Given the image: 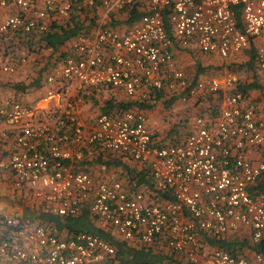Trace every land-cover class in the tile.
<instances>
[{
  "label": "built area",
  "instance_id": "built-area-1",
  "mask_svg": "<svg viewBox=\"0 0 264 264\" xmlns=\"http://www.w3.org/2000/svg\"><path fill=\"white\" fill-rule=\"evenodd\" d=\"M135 5L143 16L127 32L101 26L94 36L74 39L61 71L65 82L142 100L161 93L184 101L242 84L234 74L192 81L176 68L177 43L223 58L255 44V65L264 73V0H45L43 9L37 0H0V12L18 10L0 23V34H45L51 18L64 20L77 9L100 6L109 19ZM3 70L15 73L17 67ZM66 93L48 91L45 101L62 107ZM80 114V106L68 101L53 122H35L34 108L0 103V170L12 174L21 195L31 194L25 208L62 218L89 208L101 229L135 248L165 244L180 264H264L263 253L248 258L222 248L208 258L202 242V236L222 240L240 227L253 231L254 244L264 237V192L250 194L264 175V120L248 93L232 92L217 118L197 117L184 141L164 147L154 144L140 111L101 114L93 127ZM114 152L142 164L155 190L172 201L141 191L138 181L77 168L86 157ZM117 258V249L99 235L64 236L41 217L0 213V264H114Z\"/></svg>",
  "mask_w": 264,
  "mask_h": 264
},
{
  "label": "crops",
  "instance_id": "crops-1",
  "mask_svg": "<svg viewBox=\"0 0 264 264\" xmlns=\"http://www.w3.org/2000/svg\"><path fill=\"white\" fill-rule=\"evenodd\" d=\"M37 2L38 8L43 9L45 0H37ZM17 11L14 6L2 10L0 23L15 15ZM129 19L130 16L124 11L113 14L108 19L105 17L103 8L98 6L94 9H77L64 20L53 17L49 21V30L68 29L77 22L78 24L81 23L82 33L91 36H94L101 26L116 27L125 33L134 25L129 23ZM75 38L53 49L47 46L43 33L36 32L31 35H23L10 31L5 35L0 34V103L5 104L14 101L32 107L35 110L33 118L35 122H53V118L63 114L65 104L72 101L80 106L79 118L85 122L87 127H93L101 114L117 113L125 110L122 104H127L133 100H142L139 95L132 98L122 90H114L109 87L81 89L76 82H65L61 77V71L65 59L72 54L71 46ZM253 45L254 47L249 50L230 58L203 53L195 44L189 48H182L177 43L172 48V52L176 68L183 71L192 81H208L211 77H217L223 81L228 74H234L240 78L242 83L240 86L242 87L255 84L256 87L247 93L259 104V119L264 120V73L257 68L253 71L245 67L251 61V53H253L254 48L255 51L257 50V46ZM200 63L205 67H211V70H203L199 67ZM5 66H16L17 72H5L3 70ZM244 70L252 73L251 81H247V78L243 77ZM51 77L55 79L54 83L48 82ZM236 88L239 87L224 88L219 95L194 96L187 101L178 97L156 95L158 101L154 108L142 111L139 109L132 110L140 111L148 118V127L155 145L169 146L187 138L194 128V121L197 117L204 115L211 119L217 118L226 107L227 97L235 92ZM64 89H67V93L62 107L59 106L57 100L50 103L45 101L48 91H62ZM158 118H160L159 126H157ZM77 168L80 171H88L104 178L115 176L117 179L127 182L139 181V178L144 173L146 174V169L142 164L116 152L108 154L105 158L86 157L84 161L77 164ZM0 181L4 182L0 183L1 194L6 192L11 185L13 190L9 189L8 191L13 192L18 199L24 201L32 199L28 192L25 191L21 195L14 188L12 174L0 170ZM140 190L146 192L147 188L141 185ZM251 190L255 196L264 192L263 189H259L258 183L251 187ZM0 213L8 215L25 214L24 207H20L14 202L8 203L2 199H0ZM95 225L99 227L96 220ZM252 233L250 228L240 227L238 230L228 233L222 240H217L211 236H202L204 255L209 258L214 249L219 248L220 244H231L236 246L240 254L251 258L258 253L253 249L256 245L261 243L264 251V237L258 244H254ZM63 235L67 236L68 233L63 232Z\"/></svg>",
  "mask_w": 264,
  "mask_h": 264
},
{
  "label": "trees",
  "instance_id": "trees-1",
  "mask_svg": "<svg viewBox=\"0 0 264 264\" xmlns=\"http://www.w3.org/2000/svg\"><path fill=\"white\" fill-rule=\"evenodd\" d=\"M130 16L129 23L135 24L140 21V19L143 16V13L140 11L139 7L137 5L128 8L124 11ZM116 26V25H115ZM82 33L81 30V23L75 22L73 26L66 28H59L56 30H49L47 33H45V42L49 48L56 49L64 44H66L69 40L79 36ZM254 47V45H252ZM257 51V50H256ZM256 51L254 48V51L251 56V61L248 62L245 67L249 70H255L256 65ZM255 66V67H254ZM239 86V88H236V91L240 90L245 93H247L250 89L255 88L254 85H247V86ZM221 92V91H220ZM220 92L217 94H208V95H219ZM156 95H163L161 93H155V95H152L151 99L149 100H133L130 101L127 104H122L123 109L126 110H132V109H139V110H148L155 107L156 102L158 101L156 98ZM204 116V115H202ZM153 137V136H152ZM180 142L176 143L179 144ZM174 145V144H172ZM138 183L141 185H144L147 188L148 193H152L155 195V198L160 201H172V197L169 194L162 193L159 191H156L154 188L153 180L150 177V174L146 171V174L144 173L140 178ZM258 187L259 189L264 190V175L260 178L258 181ZM250 194L254 195V192L251 190ZM25 215H29L31 217L36 218H42V220L52 223L59 232H66L68 235H73L77 233H90L99 235L102 238L109 241L118 252V258L114 264H180L178 260L176 259V254H174L171 250H169L165 244L159 245L156 247H133L130 244L123 242L118 237L114 236L111 232H107L95 225V218L92 216L89 208H85L81 214L78 217H67L62 218L60 216L54 215L52 213H43V212H37L35 210H32L30 208L24 207ZM208 236V235H205ZM213 241V240H212ZM216 241V240H215ZM214 241V243H216ZM219 248L225 249L232 253L235 256H240V254L237 251L236 246H233L231 244L226 245H219ZM262 244H258L255 247H253L254 251L258 253L264 252L262 250ZM264 254V253H263Z\"/></svg>",
  "mask_w": 264,
  "mask_h": 264
},
{
  "label": "rangeland",
  "instance_id": "rangeland-1",
  "mask_svg": "<svg viewBox=\"0 0 264 264\" xmlns=\"http://www.w3.org/2000/svg\"><path fill=\"white\" fill-rule=\"evenodd\" d=\"M201 64V63H200ZM199 67H201L203 70L205 69V70H211L210 68L211 67H205V66H203V64H201ZM205 73V72H204ZM243 77H246L247 78V81H251V79H252V73L251 72H247V71H243ZM261 88V87H260ZM263 93V92H262ZM263 97H264V94H263ZM159 122H160V118H158V120H157V126H159ZM161 135H162V133H160ZM166 134V133H165ZM3 182V181H2ZM1 181H0V183H2ZM4 183V182H3ZM10 185V184H9ZM13 190L12 188H11V185H10V188H8V190ZM7 190V191H8ZM7 191L6 192H3V194H1V192H0V199H2V200H6L8 203L9 202H14L15 204H17V205H19L20 207H25V201L23 200V199H18V197H16L15 195H14V193L13 192H9L8 191V193H7ZM107 230V229H106ZM107 232H109V231H107ZM114 235V234H113ZM115 236V235H114Z\"/></svg>",
  "mask_w": 264,
  "mask_h": 264
}]
</instances>
